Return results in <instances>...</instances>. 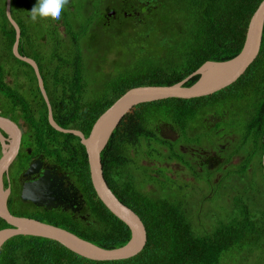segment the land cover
Wrapping results in <instances>:
<instances>
[{
	"label": "trees",
	"instance_id": "1",
	"mask_svg": "<svg viewBox=\"0 0 264 264\" xmlns=\"http://www.w3.org/2000/svg\"><path fill=\"white\" fill-rule=\"evenodd\" d=\"M261 1L151 0L154 6L149 11L151 18L162 25V30L153 23L154 29H158L156 32L138 34L140 41L160 47L138 52L136 58L121 62L117 72L100 79L101 83L94 81L96 77L86 61V54L90 52L84 40L94 32L92 29L99 19L102 23L113 21L114 32H129V18L123 15L105 18L103 13L109 9L102 6L103 0H68L59 21L47 17L33 22L29 10L36 0H12L11 11L21 28L19 51L36 60L55 120L64 128L79 129L88 136L98 117L132 87L171 85L195 72L206 61L226 60L237 55ZM118 19H122V23L118 24ZM110 38L116 41L113 36ZM15 40L16 30L7 17L6 0H0V115L15 122L21 116L26 119L28 136L24 145L32 147L33 154H42L49 162L67 170L83 193L84 206L81 214L62 207L38 206L21 200L19 191L14 190L8 199L10 211L66 228L106 248L124 245L131 237L128 224L99 198L81 138L50 124L36 72L31 64L13 53ZM102 45L98 42L95 46L102 51L105 49ZM262 77L264 79V33L257 58L233 84L201 97L140 103L121 119L101 159L110 188L146 226L147 243L141 252L129 258L94 260L55 240L21 234L3 245L0 264H264V185L259 187L254 202L248 188L241 193L237 218L224 222L213 233L208 230L199 233L192 218L191 199L182 193V186L173 189L169 187L173 183L167 181L169 189L161 186L160 191L166 192L159 195L140 185L160 180L151 174L148 180H140L135 173L124 171L128 164L137 163L130 148L144 142L152 146L149 155L189 163V156L178 142L159 135L160 123L172 122L180 133V140H184L182 143L190 146L195 141L190 129L197 109L209 110L214 103L225 100L232 103L233 99L253 105L256 102L248 101L243 93H256L253 87ZM198 78L199 74L186 85ZM260 103L258 113L245 114L250 121L244 127V138L259 143L263 162L264 99ZM251 160L252 156L245 159L243 170ZM262 166L264 168V164ZM15 196L20 205L13 208ZM9 226L0 216V229Z\"/></svg>",
	"mask_w": 264,
	"mask_h": 264
},
{
	"label": "water",
	"instance_id": "2",
	"mask_svg": "<svg viewBox=\"0 0 264 264\" xmlns=\"http://www.w3.org/2000/svg\"><path fill=\"white\" fill-rule=\"evenodd\" d=\"M11 3L12 0H6V14L16 30L13 53L19 59L33 66L40 90L48 106L50 124L59 131L73 133L81 138L88 154L91 180L99 198L116 216L128 224L131 237L122 246L106 248L58 225L36 218L14 215L8 206L11 189L9 186H5L4 179L19 154L21 131L17 124L0 115V216L10 224L9 227L0 229V250L10 238L23 234L55 240L73 252L94 260L132 257L145 247L147 229L141 217L123 203L108 185L103 172L102 151L107 146L121 119L135 105L173 97L188 99L201 97L217 92L237 81L260 52L264 33V0L261 1L250 19L243 47L237 55L226 60L206 61L195 72L171 85L132 87L98 117L88 136L79 129L64 128L55 120L52 104L36 60L22 55L19 51L21 28L12 15ZM197 74H199V78L191 85H186V82ZM41 165V160L33 162L24 175L38 172ZM66 197L63 179L54 175L51 169H46L39 178L24 183L21 192L23 200L49 208L63 205Z\"/></svg>",
	"mask_w": 264,
	"mask_h": 264
},
{
	"label": "flooded vegetation",
	"instance_id": "3",
	"mask_svg": "<svg viewBox=\"0 0 264 264\" xmlns=\"http://www.w3.org/2000/svg\"><path fill=\"white\" fill-rule=\"evenodd\" d=\"M141 7H144L145 10H147L146 12L149 13L154 6L152 5L151 0H128V2L124 3L120 9L111 8L107 10L105 17L112 19L123 15V17L132 20L135 17H140L143 13H146L144 12V9L139 10ZM253 89L257 92L243 93L248 98V101L252 100L256 102L253 105H246V102H242L239 99H233L232 103L227 100L218 104L214 103L216 108H213L212 110L211 108L209 110L197 109L198 112L193 119L192 127L190 129L191 136L193 139L195 138V141L191 142V145L188 146V148L185 144L180 142V133L172 122H164V128L159 125L157 128L159 135L167 140L178 142L180 149L185 154L189 153V163L175 158L167 160H161L158 158L159 161L154 157V159H151V161L146 164L147 169L150 171L149 176L151 174L160 180V183L162 181L164 182V180L161 179V174L168 179L167 181H170L173 184L175 181L177 182L180 180L178 187L182 186V193L186 195L190 189L186 191L184 186L187 182H191L188 180L186 171H191L193 178H196L194 182L197 184L191 188L192 190L198 192V184L205 183L209 188L207 197H214L221 194L224 202L230 201V193L225 187L226 178L230 176V174L235 176L244 175L245 171L253 173V164L261 155L259 143L253 140H245L244 127L250 121L249 118L245 117V114L248 113V115H253L258 113V107L261 105L260 101L264 99L263 77ZM1 116L17 124L21 131L19 154L4 179L5 185L9 186L11 189L9 199L14 190L19 191L21 197L24 183L39 178L46 169H51L54 175L63 179V188L67 193V197L64 199V204L59 207L81 214L84 206V196L74 180L70 178L67 170L55 163L49 162L42 154H33L32 147L24 145V141L28 136V124L26 119L21 116L18 122H15L6 116ZM226 119L230 122L239 119L242 123L234 129L235 133L241 135L239 144L237 145L233 142V132L230 130H223L225 126L220 127ZM2 131L5 133L4 130ZM204 132L213 134V139L211 141L205 140L203 137ZM245 143L248 144V152L244 150ZM249 156H252V160L249 162L246 170H243V162ZM37 160L42 161V165L38 172L31 175H24L28 167ZM171 160L175 161L179 166V171L174 177L171 175L172 171L169 167V162ZM260 163L263 165L264 161L262 162L260 159ZM146 167H144V169ZM144 175L146 177L145 172ZM146 183L147 182H143L140 187L149 190L146 187ZM233 193V195H236L235 192ZM13 205L14 207L15 205H20V200H18L17 196L14 197ZM214 215L216 216V213Z\"/></svg>",
	"mask_w": 264,
	"mask_h": 264
},
{
	"label": "rangeland",
	"instance_id": "4",
	"mask_svg": "<svg viewBox=\"0 0 264 264\" xmlns=\"http://www.w3.org/2000/svg\"><path fill=\"white\" fill-rule=\"evenodd\" d=\"M127 1L128 0H103L102 6L107 7L108 9H120L121 6ZM141 8L139 10H141ZM143 9L145 12L144 7ZM105 14L106 11L103 13L104 17ZM151 15V12H146L143 13L140 17H135L134 19L130 20V24L128 23L130 25V27H128L130 30L129 32L121 31L118 33L114 32L112 29V27H114L115 25L113 21L109 20L108 23H106L107 21L102 23L99 19V21L94 25L92 29V31L94 32H90L89 37L84 40V44L89 47L90 54H86V61H89L92 75L96 77L94 81H98L99 83H101L102 80L100 79L106 78L110 74L117 72L118 67L121 66V62H126L139 56L138 52H146L150 49L160 47H152L151 43L149 44L147 42H142L139 39L138 32H156L158 30L154 29L153 23H157L162 30V25H160L159 22L153 21ZM120 23H122V19H118V24ZM150 29L152 31H150ZM107 34L110 37L113 36L116 41L111 40V38L108 37ZM98 42L103 44L102 47L104 46V50L100 51V48L98 46H95ZM94 86L95 85L92 84L91 88H93ZM90 94H92V90L90 91ZM213 108L216 107H211V110ZM241 124L242 123L239 119L231 122L226 119L220 126H225L223 130H230L233 132V142L235 145L239 144L241 135L239 133H235L234 129ZM160 126L164 128V122H161ZM203 137L205 140L211 141L214 135L210 134L209 132H204ZM183 141L184 140L182 138L180 142ZM148 145V143L144 142L141 145L132 146L130 148V153L137 160V163L128 164L124 169L126 173H135L136 175L141 177L140 179L145 178L148 180L150 171L147 169L146 164L151 161V159H154V157L158 159L156 154L149 155V147L152 148V146ZM185 145L188 148L189 144ZM244 150L248 152L247 143H245ZM187 156H189V153H187ZM137 165L139 169L136 168ZM139 165L141 167H139ZM144 167L146 168L144 169ZM169 167L172 171L171 175L174 177L179 171V166L175 163V161L171 160L169 162ZM253 171V173L245 171L244 175L241 176L230 174V176L226 178L225 187L230 193V201L226 202L223 201V196L221 194H218L214 197H207L209 188L205 183H201L200 185L198 184V192L192 190L191 188L196 184L194 182L196 178H193L191 171H186L188 180L191 181L186 183L188 186H185L186 191L190 189L189 192L186 193V198L191 199L190 205L193 209L192 218H194L195 220L196 228L198 229L199 233H203L206 230H208L210 233H213L224 222L237 218L239 216V210L237 208L242 204V202L240 201V195L243 191L245 192L246 188H248V192L249 194H251L253 202L255 201V195H258L259 187L261 185H264V169L260 163V158L255 160L253 164ZM144 172L146 174V177L144 175ZM161 179L164 180V182L162 181L161 183H159L157 181H149L146 183V187L150 191L159 192V195H165L166 191H160L161 186L164 189H169V187L175 189L180 183V180H178L177 182H174L173 186L167 187L166 182L168 179L164 177L163 174H161ZM233 192H235L236 195H233ZM242 197L244 198V195H242ZM12 207L16 208L17 206L15 205L14 207L12 203ZM215 213L216 216L214 215Z\"/></svg>",
	"mask_w": 264,
	"mask_h": 264
},
{
	"label": "clouds",
	"instance_id": "5",
	"mask_svg": "<svg viewBox=\"0 0 264 264\" xmlns=\"http://www.w3.org/2000/svg\"><path fill=\"white\" fill-rule=\"evenodd\" d=\"M67 3L68 0H36L35 5L29 10L30 18L33 22L47 17L59 21Z\"/></svg>",
	"mask_w": 264,
	"mask_h": 264
}]
</instances>
